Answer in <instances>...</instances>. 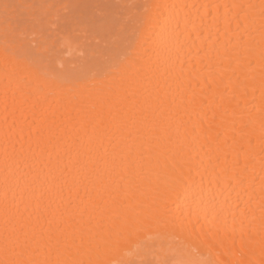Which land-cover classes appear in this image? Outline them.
<instances>
[{
	"label": "bare ground",
	"instance_id": "bare-ground-1",
	"mask_svg": "<svg viewBox=\"0 0 264 264\" xmlns=\"http://www.w3.org/2000/svg\"><path fill=\"white\" fill-rule=\"evenodd\" d=\"M59 1L52 0L53 3ZM233 3L256 6L252 10L255 22L247 31L243 25L237 28L236 21L232 19L235 10L230 6ZM157 4L167 5L168 8L164 17L149 28L145 21L154 15L153 6ZM260 4L261 0H120L116 27L105 37L97 36L99 39L95 38L98 39L96 44L93 43L95 45L87 43L88 35L83 33L82 39L86 38L84 42L87 44L78 40L76 42L81 34L68 35L67 43L63 40L57 43L52 55L56 70L64 74H77L82 72L86 62L98 59L103 65L105 83L102 86L112 87L116 91L122 100L120 109L128 118L143 111L151 119L157 97H163L165 93H168V103L173 96L179 103L182 90L176 89L174 80L166 72L170 59L176 62L177 68L183 66L185 88L199 92L198 82L202 86L203 80L198 81L189 74L193 65L201 77L211 76L216 81L214 102L209 98L203 111L194 112L187 124L184 123L189 120L186 115L183 120L171 117L165 128L159 129V133L162 137L184 140L187 132L185 143L190 145L191 156L201 162L199 169L192 172V178L185 188L172 194L168 201L169 209L187 216L189 204L193 209L209 202L223 205L229 213V229L218 234L209 232L208 221L201 216L200 223L193 219V223H196L195 235L184 245L175 236L146 230L130 241L123 242L119 248L106 250L101 247L92 253L93 259L123 261L124 264H158L164 258L181 260L186 264H215L217 261L243 259L252 264H264L259 223L264 196L261 192L264 153L261 152L260 122L264 115V81L260 62ZM28 40L37 44L40 42ZM3 43L0 36V62L3 58ZM77 43L81 46L77 49L79 52L74 57H67L65 49L78 47ZM71 52L69 50L70 55ZM130 61L133 66L125 71ZM93 75L94 72L87 73V79L79 88L100 87L99 82L92 79ZM3 87V77L0 76V231L4 224L3 201L7 176L9 201L14 199L21 210L28 205L37 233L49 231L50 224L52 231L59 229L69 239L73 234L78 236L88 229L99 232L101 218L93 205L103 207L113 185H126L128 181L124 177L129 175L131 168L143 163L147 172L150 167L145 158L147 153L140 147L141 140L136 138L137 133L133 131V136L124 144L118 145L111 136L104 138L101 143L96 140L91 127L85 128L77 123L74 114L61 120L60 111H57L51 143L37 145L33 141L31 151H28L27 128L22 136L19 135V129H15L18 142L15 152L11 144L8 145L9 156L6 160ZM17 103H20L19 99ZM43 103L45 107L50 105L57 110L64 101L59 96L49 95ZM164 107L167 108V103ZM201 120L204 127L212 126L207 139L199 134V127L197 136L192 135V125H199ZM248 121H252V128L246 131L253 132L248 179L242 186L233 180L229 187L221 168L225 164V156L228 164L236 156L233 126L240 129ZM217 133L220 134L219 140L215 138ZM140 135L142 137L143 133ZM244 143L247 148L246 140ZM81 144L87 150L82 149ZM21 145L24 146L23 151ZM121 148L128 170L118 168L113 173L114 165L110 157L114 151L120 152ZM240 159L244 160L243 154ZM171 163L170 156H160L159 167ZM105 182L107 190L101 188ZM128 195L131 205L137 206L145 202L149 193ZM241 212L247 214L252 224L249 225L246 220L243 231L239 226L236 231H232L230 214L235 213L239 217ZM249 230L252 233L251 240ZM38 254L40 258L48 254L42 242ZM52 255H55L54 251Z\"/></svg>",
	"mask_w": 264,
	"mask_h": 264
},
{
	"label": "snow or ice",
	"instance_id": "snow-or-ice-1",
	"mask_svg": "<svg viewBox=\"0 0 264 264\" xmlns=\"http://www.w3.org/2000/svg\"><path fill=\"white\" fill-rule=\"evenodd\" d=\"M95 5L66 3L60 0L59 3H49L48 0L39 2H28L24 4H10L5 2L3 8V21L0 27V36L3 43V58L0 62V76L3 77L2 103L5 113V159L9 156L8 145L11 144L15 152L17 133L22 136L25 127L28 131V151H31V142L37 145L47 142L51 143L53 127L57 120V111H60V119L65 117L76 118L77 123L87 128L91 127L97 141L102 143L106 137H113L119 144H124L137 133V139L141 140L140 147L147 153L145 157L150 167L146 172L145 165L140 163L137 167L129 170V175L124 177L126 185H113L109 192L108 201L103 207L95 206L94 210L100 214V230L94 232L92 229L82 231L77 236L72 235L69 239L66 233L57 229L37 233L32 224V215L26 204L23 210L15 203L9 201L7 187L8 178L5 177V196L3 201L4 224L0 231V264H124L123 261H100L92 258V253L103 247L106 250L119 248L123 242L130 241L146 230H156L165 235L175 236L180 240L181 245L188 243L195 235L196 223L200 218L208 221V231L218 234L229 229V213L223 205L209 202L203 207L192 208L188 215L176 213L169 209L168 201L174 192L179 193L184 189L192 178L194 170H198L201 162L195 161L191 156V148L186 144L187 132L184 140L173 139L171 136H161L159 129L165 128L171 117L184 119L188 116L191 121L194 112L203 111L208 99L215 101V79L211 76L203 78L195 65L189 70L190 75L200 81L198 82L199 92L185 88L184 69L181 65L176 66L174 60H169L166 72L170 79H173L176 89L182 90L179 103L173 96L170 103L167 102L168 93L163 97H157L156 108L151 113V119L143 111L135 117L128 118L120 109L122 100L117 96L112 87L105 88L103 65L97 59L95 62H86L82 72L77 74L60 73L54 67L52 55L57 43L62 40L67 43L66 37L71 34L95 32L98 27L97 17L90 9ZM154 15L148 17L146 25L151 28L165 15L167 5H154ZM219 7V6H216ZM228 8V5H225ZM231 9L235 10L232 17L236 21L237 28L242 25L247 31L254 24L252 10L256 7L252 4L233 3ZM261 25V53L260 62L262 68V81H264V0L259 5ZM231 21H229L230 23ZM31 35L41 37L40 42L34 43L28 40ZM133 66L129 62L124 70L128 71ZM94 72L92 79L99 82L100 87L93 89H81L79 85L87 79V73ZM49 95L59 96L64 103L60 109L54 110L50 105L45 107L44 101ZM17 99L20 103H17ZM11 102V103H10ZM167 103V108L164 105ZM159 113V117L157 116ZM11 118V123L9 120ZM197 127L200 128V135L205 139L212 131V126L204 127L201 120L199 125H192V135L197 136ZM234 128V144L236 151L235 158L230 164H225L221 171L228 182L229 187L233 180L237 185L242 186L248 179V161L251 156L252 121H248L240 129ZM166 130V129H165ZM261 152L264 153V115L260 122ZM140 133H143L141 137ZM237 136L239 139H237ZM217 140L220 134L217 133ZM246 140L247 148L244 141ZM82 149L86 146L81 144ZM24 146L21 145V151ZM120 152H113L110 159L117 169L128 170L125 166L126 157ZM243 154L244 160L240 156ZM164 155L170 156L171 164L159 167V158ZM144 156V153H141ZM153 160L155 165H153ZM117 161L119 163L117 164ZM264 161V157H262ZM111 174H109L110 179ZM35 180V178H34ZM101 188L107 190L106 182ZM149 193L144 203L132 206L129 193ZM261 192L264 193V177L261 178ZM203 203V201H202ZM139 209V210H138ZM231 230L236 231L237 227L243 231L245 221L252 224L245 212L237 217L231 213ZM63 216V214H61ZM94 218V217H93ZM210 218V219H209ZM92 219V218H90ZM195 219L196 223H193ZM261 237V252L264 255V196H262L261 216L259 217ZM203 228V226H202ZM207 235L206 233H204ZM252 239L249 230V240ZM48 250L44 258H40V244ZM246 246V245H245ZM55 252L53 256L52 253ZM158 264H186L176 259L164 258ZM215 264H252L251 261L243 259L232 262H215Z\"/></svg>",
	"mask_w": 264,
	"mask_h": 264
},
{
	"label": "rangeland",
	"instance_id": "rangeland-1",
	"mask_svg": "<svg viewBox=\"0 0 264 264\" xmlns=\"http://www.w3.org/2000/svg\"><path fill=\"white\" fill-rule=\"evenodd\" d=\"M35 1L36 0H0V27H2V21H3L2 5L5 2L10 3V4H24V3L35 2ZM50 1L52 2V0H50ZM56 1H58V0H56ZM36 2H39V1L37 0ZM59 2H56V3H59ZM63 2L97 6V7L90 9V11L93 15H95L97 17V21L99 24L98 29L95 32L83 33L86 36L88 35L87 39L85 38L86 36H84V38L86 39V42L89 44H93L99 38H101L103 36L105 37L106 34L107 35L110 34L109 31L110 30L112 31L116 27V24L118 23L117 16L120 15V13H118L120 11V0H63ZM74 35H76V34H74ZM99 35L100 36L103 35V36L100 37ZM82 37H83V35L81 34V37H80L81 39L80 38L76 39V42H77V40L80 43L84 42L85 39L83 40ZM96 37L98 38L97 40H95ZM27 39H33V40H37V41L41 40V39H39V35H36L35 37L29 35L27 37ZM86 42H84V43L87 44ZM77 44H78V47H72V48L65 49L64 54L67 57H74V55L79 52L77 49L79 48L80 45H79V43H77ZM95 44H93V45H95ZM74 46H76V45H74ZM82 46H84V45H82ZM69 50L72 51L71 55L69 54Z\"/></svg>",
	"mask_w": 264,
	"mask_h": 264
}]
</instances>
